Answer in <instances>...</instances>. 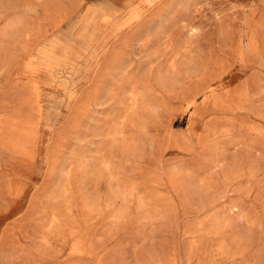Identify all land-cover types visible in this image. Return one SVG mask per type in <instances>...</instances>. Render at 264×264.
<instances>
[{"label":"rangeland","instance_id":"obj_1","mask_svg":"<svg viewBox=\"0 0 264 264\" xmlns=\"http://www.w3.org/2000/svg\"><path fill=\"white\" fill-rule=\"evenodd\" d=\"M0 264H264V0H0Z\"/></svg>","mask_w":264,"mask_h":264},{"label":"bare ground","instance_id":"obj_2","mask_svg":"<svg viewBox=\"0 0 264 264\" xmlns=\"http://www.w3.org/2000/svg\"><path fill=\"white\" fill-rule=\"evenodd\" d=\"M108 19V18H107ZM107 19H105V20H107ZM109 20V19H108Z\"/></svg>","mask_w":264,"mask_h":264}]
</instances>
